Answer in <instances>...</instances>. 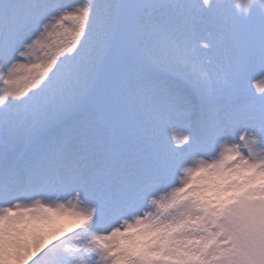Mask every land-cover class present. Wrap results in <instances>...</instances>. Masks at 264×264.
I'll use <instances>...</instances> for the list:
<instances>
[{"label":"snow or ice","instance_id":"snow-or-ice-1","mask_svg":"<svg viewBox=\"0 0 264 264\" xmlns=\"http://www.w3.org/2000/svg\"><path fill=\"white\" fill-rule=\"evenodd\" d=\"M0 264H264V0H0Z\"/></svg>","mask_w":264,"mask_h":264}]
</instances>
